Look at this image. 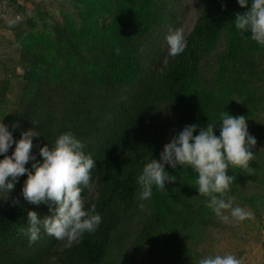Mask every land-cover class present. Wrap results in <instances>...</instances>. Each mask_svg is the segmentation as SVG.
<instances>
[{
    "label": "trees",
    "instance_id": "16d2710c",
    "mask_svg": "<svg viewBox=\"0 0 264 264\" xmlns=\"http://www.w3.org/2000/svg\"><path fill=\"white\" fill-rule=\"evenodd\" d=\"M180 1L58 0L60 21L48 24L50 14L36 8L26 29L8 27L12 38L6 46L0 40V122L14 143L5 155L22 132L36 130L30 152L36 160L25 165L31 170L42 162L41 147L72 132L96 161L93 188L82 196L102 222L70 247L43 230L29 244L19 231L27 213H51L23 200L22 175L10 193H0V264H198L207 257L205 234L223 224L196 190L197 174L169 168L177 180L167 192L154 188L147 202L138 199L136 181L185 126L217 124L218 136L223 111L246 118L259 154L252 172L230 166L234 179L225 199L264 206V194L245 195L251 182L264 189V121L257 120L264 114V47L235 29V14L246 10L236 0H201L185 53L169 56L165 37L177 28ZM11 44L30 57L25 68Z\"/></svg>",
    "mask_w": 264,
    "mask_h": 264
},
{
    "label": "clouds",
    "instance_id": "9594fccd",
    "mask_svg": "<svg viewBox=\"0 0 264 264\" xmlns=\"http://www.w3.org/2000/svg\"><path fill=\"white\" fill-rule=\"evenodd\" d=\"M242 14H235L232 21L241 36L250 35L252 41L264 47V0H236ZM168 55L179 57L185 53L188 44L183 30H170L165 37ZM119 55V49H116ZM219 135L214 134L217 124L200 127L197 124L185 126L164 148L159 161L150 159L137 177L140 188L138 199L150 201L153 189L164 193L167 186L177 180L168 169L176 170L190 167L196 174V190L207 198V207L222 221L229 218L244 221L251 213L225 199L233 184L229 168H239L252 172L250 162L256 140L249 134L244 116H233L225 111L221 113ZM17 127V125H13ZM194 135V133H197ZM36 130L21 133L15 141L11 156L5 155L14 140L8 127L0 122V193H10L18 178L27 175L22 187L23 200L33 205H46L51 213L38 218L35 211L27 213V226L19 229L28 239L29 244L41 238L43 230L56 240L66 241L67 246L80 240L85 233H94L102 222L95 205L86 207L82 192L91 190L92 170L96 161L90 154H85L86 145L72 132L58 136L53 147L45 145L39 149L42 162L33 163L31 170L25 167L29 161L36 160L31 155L33 138L39 137ZM16 203V202H14ZM141 209L144 203L138 205ZM198 264H241L234 255H210L198 261Z\"/></svg>",
    "mask_w": 264,
    "mask_h": 264
},
{
    "label": "rangeland",
    "instance_id": "374dc122",
    "mask_svg": "<svg viewBox=\"0 0 264 264\" xmlns=\"http://www.w3.org/2000/svg\"><path fill=\"white\" fill-rule=\"evenodd\" d=\"M57 3L58 0H0V40L6 46L5 40L10 41L12 38V32L8 27L19 26L26 29L25 21L27 19H36L33 18L36 8H40L50 14L46 17L48 24H50L51 20L54 21L53 17L56 18L55 20L60 21ZM200 11L201 0H181L177 6L178 25L176 29L183 30L186 35L193 27ZM36 25L37 29H41V22H38ZM14 46L15 44L13 46L11 44L9 47L10 51H13L11 53L17 57L18 62L23 64L22 68H25L27 63L30 62V57H26L23 50ZM13 59L15 58H12L11 66L14 65ZM22 68L19 64L16 69L18 75L23 71ZM257 120L260 122L261 120L264 121V114L260 115ZM252 152L254 160L256 157H259L257 156L258 151L253 150ZM262 152L260 150V155H263L262 164L264 165V149ZM251 175L255 178L254 172ZM248 185L250 187L245 192L247 197H251L256 190L264 194L263 188L257 189L256 185L252 182ZM232 205L233 207L239 206L250 212L251 217L244 221H237L230 217L227 222L217 217L216 222L221 221L220 223L223 225L216 230L213 227L208 234H205L202 243L203 249L206 251L205 255L231 254L237 257L241 264H264V206L259 203L253 206L241 204L237 199L232 201ZM61 244V247L67 246L66 241H62ZM154 260L155 257L153 258ZM159 264H163V262Z\"/></svg>",
    "mask_w": 264,
    "mask_h": 264
}]
</instances>
